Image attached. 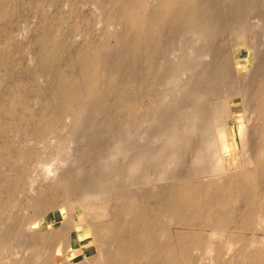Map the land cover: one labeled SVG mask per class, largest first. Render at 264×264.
Masks as SVG:
<instances>
[{
  "label": "rangeland",
  "instance_id": "rangeland-1",
  "mask_svg": "<svg viewBox=\"0 0 264 264\" xmlns=\"http://www.w3.org/2000/svg\"><path fill=\"white\" fill-rule=\"evenodd\" d=\"M263 7L0 0V264H206L219 151L264 171ZM257 187L220 264L261 254L246 244L263 239Z\"/></svg>",
  "mask_w": 264,
  "mask_h": 264
},
{
  "label": "bare ground",
  "instance_id": "bare-ground-1",
  "mask_svg": "<svg viewBox=\"0 0 264 264\" xmlns=\"http://www.w3.org/2000/svg\"><path fill=\"white\" fill-rule=\"evenodd\" d=\"M235 95H238V94L235 93L232 96L227 95V96H222L219 98L216 104L218 116L219 115L223 116L226 101H228L229 98ZM243 101H244V105L245 103L247 105L245 97ZM248 103H251V102H248ZM260 107H262V105ZM252 108L250 109L251 111L253 110ZM248 127L246 128V130H249L251 128L249 127L248 129ZM256 131L258 130L256 129ZM251 132L253 133V131ZM225 133H226L225 128L221 126L218 129V134L217 135L215 134L216 146L218 145L220 146L222 143H224V139H225L224 136H226ZM252 136L254 137V135ZM249 137H250L249 133L247 134V131H245L244 128L243 129L241 128L240 129V140L245 142V144H248V141H249V145H251ZM217 151H218V148H217ZM228 152L224 150V148H223V154H221L219 151L217 155L218 156L217 158H219V161L217 160V162H219L218 163L219 165L222 164V168L220 166V170L222 171L219 172L215 181L207 183L206 192L204 191L206 193L207 219L210 225V229L212 231L209 234V241L207 242L208 245H207L206 250L208 253V258H207L206 264H220L219 257L221 256L220 255L221 252H220V248H217L216 246V241L218 242L219 246L222 245L225 250L227 251L231 250L232 242L230 243L227 242L228 244L225 243L223 239V235H222L223 232H225L224 230L226 228H228V230L232 229L233 231L234 230L246 231V230L251 229L249 224L251 221V217L253 215V209H254L253 207L257 205L260 201L258 198L257 189H256L258 188L257 184L259 185V183H262V182L264 183V171L263 170L262 171H259V170L254 171V170H249V169L248 170L247 169L227 170L225 168V164H226L225 158ZM243 163H244V160H243ZM216 169H218L217 166H216ZM240 203L244 206H242L241 209L236 208V210H234V212L232 213L233 215H231V212L229 213L228 211H224L226 206L232 205V204L239 206ZM253 203H254V206H252ZM261 207L262 209H264V203ZM253 228L256 229L258 232L262 233L263 239L254 240V241L251 240L250 242L246 244L248 248H251V247L254 248L255 246L260 248L261 254L257 256L256 258H247L245 254L243 253V250L235 251L231 253L230 259H228V262L230 264H264V216L257 221L256 226ZM227 253L229 254V252Z\"/></svg>",
  "mask_w": 264,
  "mask_h": 264
}]
</instances>
